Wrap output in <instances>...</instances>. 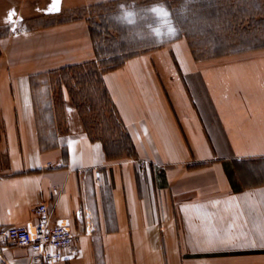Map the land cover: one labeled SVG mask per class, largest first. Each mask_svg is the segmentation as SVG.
<instances>
[{
  "label": "crops",
  "instance_id": "0c3cea01",
  "mask_svg": "<svg viewBox=\"0 0 264 264\" xmlns=\"http://www.w3.org/2000/svg\"><path fill=\"white\" fill-rule=\"evenodd\" d=\"M125 1L0 0V228L34 229L45 201L74 234L50 264H264V46L200 57L182 34L105 71L133 157L67 89L43 101L54 71L99 58L88 10ZM29 258L0 238V264Z\"/></svg>",
  "mask_w": 264,
  "mask_h": 264
},
{
  "label": "rangeland",
  "instance_id": "374dc122",
  "mask_svg": "<svg viewBox=\"0 0 264 264\" xmlns=\"http://www.w3.org/2000/svg\"><path fill=\"white\" fill-rule=\"evenodd\" d=\"M257 1L261 2L263 11L256 18L264 20V0ZM164 2L162 4V0H132L95 6L88 10L95 31V41L105 60L110 62V59L116 56L123 58L136 55L140 51L160 45L182 34L187 37L200 57L212 56L214 46H217L220 40L225 44L221 45L219 50H232L235 39L232 29L228 30V22L236 23L237 7L235 6L238 0H165ZM204 3L207 9L203 7ZM220 6L231 10L232 14L225 17L217 10ZM214 14L216 16H213ZM215 32H221L222 37L213 38ZM263 35L260 33L262 39L255 40L251 45L263 44ZM64 78L66 77L62 74L49 76L47 80H50L51 84H48L41 93L46 105L47 95L51 91L54 92L56 100H59V108L65 89L70 95L68 80L65 81ZM86 111V117L93 131L102 134L101 129L104 125H101V112L97 107L91 106H86ZM254 170L264 174V167L261 165Z\"/></svg>",
  "mask_w": 264,
  "mask_h": 264
},
{
  "label": "trees",
  "instance_id": "16d2710c",
  "mask_svg": "<svg viewBox=\"0 0 264 264\" xmlns=\"http://www.w3.org/2000/svg\"><path fill=\"white\" fill-rule=\"evenodd\" d=\"M248 1L250 0H238L237 5L235 6L237 7L235 11L237 18L236 23L234 24L228 22V30L232 29L231 31L233 32L236 43L232 45V50H242L245 48L264 46V43L251 45V43L255 40L257 41L262 39L259 35L260 33L262 35L264 33V20L263 18H256V16L263 11V9H261V2L257 0ZM205 5L206 4L204 3V8H206ZM217 10H219V12L221 11L225 17L232 14L231 10L229 11L228 9H223L222 6L217 8ZM213 16H216V14ZM222 18L224 17L222 16ZM213 34L215 36L213 38L222 37L221 32H215ZM224 44L225 42L222 43V40H220L217 43V46H214L213 55L229 53L230 51H222L218 49ZM193 49L196 54L197 52L194 47ZM97 54L99 57L97 61L94 60L84 64L63 68L61 70L54 71L52 74L65 75L66 78L64 79L65 81L68 80L67 83L71 100L78 107L86 130L92 138L99 139L104 142L106 151L110 157L118 158L136 156L135 145L118 114L116 105L111 98L110 92L103 78V73L105 71L118 67L123 61L128 59L129 56L123 58L116 56V58L113 57L110 59V62H108L105 60L104 55L101 54L98 46ZM64 79L61 80L64 81ZM86 106L97 107L101 112V125H104L101 129L102 134H96L93 131V128H91L90 122L86 117ZM249 172L255 173V170H250Z\"/></svg>",
  "mask_w": 264,
  "mask_h": 264
},
{
  "label": "built area",
  "instance_id": "2783aa9c",
  "mask_svg": "<svg viewBox=\"0 0 264 264\" xmlns=\"http://www.w3.org/2000/svg\"><path fill=\"white\" fill-rule=\"evenodd\" d=\"M97 180L100 181L101 177L98 176ZM35 213L38 220L34 229L26 225L0 228V238L4 243L29 248V261L20 264H50L63 256V249L74 244L72 230L54 219V209L47 202L39 203L35 207Z\"/></svg>",
  "mask_w": 264,
  "mask_h": 264
},
{
  "label": "snow or ice",
  "instance_id": "6c2138e0",
  "mask_svg": "<svg viewBox=\"0 0 264 264\" xmlns=\"http://www.w3.org/2000/svg\"><path fill=\"white\" fill-rule=\"evenodd\" d=\"M55 3L58 5V4H59V0H55ZM14 15H15V11L12 10V11L9 13V19H11Z\"/></svg>",
  "mask_w": 264,
  "mask_h": 264
}]
</instances>
